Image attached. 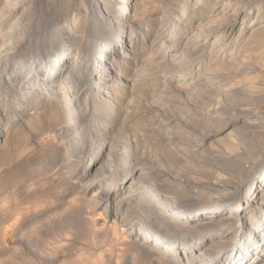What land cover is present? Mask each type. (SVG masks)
<instances>
[{"label":"rangeland","instance_id":"374dc122","mask_svg":"<svg viewBox=\"0 0 264 264\" xmlns=\"http://www.w3.org/2000/svg\"><path fill=\"white\" fill-rule=\"evenodd\" d=\"M46 1L48 0H21L20 2L0 0V8L5 5L4 10L10 16L4 18L2 26L6 23L11 24L14 19L23 15L20 27L12 34V38L16 39L17 43L14 44L10 52L7 51L8 53L5 54L0 48V112L4 113L0 126L1 128H9L6 133L0 134V264H169L171 256L163 253L160 246L156 247L159 256L150 253H146L148 254L146 255L138 248L140 244L155 245L154 242H150L148 237L143 238L142 231L145 226H149L145 224L147 221L144 222V219H135L136 214L140 213L132 206L135 203H130V209L127 204L124 205L126 198L123 195L127 193V187L115 190L108 205L104 201H97V197H99L98 189L99 191L104 190L113 178H118L124 170L132 169L133 166L141 168L148 181L159 183L160 179H168L170 181L167 180V184L171 183L174 188L179 185L178 188H183L181 191L190 188L188 184L193 179H199L207 188V192L204 191L205 189L202 190V192H206H203L202 195L197 192L200 191L199 187H196L198 189H195V187L191 189L192 193L196 195L195 197L200 198L216 196L209 189H214L210 185L217 182L220 185L216 191L221 193L220 196L229 198L230 192L233 193L236 187L247 182L251 176L248 169L241 167L244 166L241 161L235 162L233 158H230L227 148L230 138L224 137L226 131L221 134L219 130L229 120L230 102L228 99L206 89L210 94L206 92L204 87H194L190 91L182 87L178 88L174 86V80L169 79L174 69L169 62L172 57L166 54V49L170 46L168 45L169 40L171 44L168 31L170 32L171 27L177 28L175 26L182 25V17H184L182 14L188 11L194 5V2L193 0H186V2L185 0H144L138 8L137 14L135 13L139 20L135 19L136 23L132 22V25L126 24L117 34L112 31V28L116 26L115 23H113L114 25L112 23L108 24L109 19H107V24L104 26L105 30L102 32L105 36L109 35L110 32L113 34L110 47L117 46L120 39L126 34L128 35L130 26H132L137 36L136 42L132 45L136 51H130L134 62L131 58L128 62L122 61L120 60L121 56L118 59L119 65L117 64L115 67L117 74H125L129 82L132 83L129 85V88L132 86V89H130L131 94L128 96L129 99H125V103H122L127 110L125 128L120 133L113 135L109 133L111 129L106 126L100 127L94 124L93 126L91 123H87L90 132L86 133L85 139L79 143L69 137H62L63 132L70 125L61 121L63 120V114L60 112H63V110L57 104L56 98L50 93H42L38 97L35 94L32 98L31 93L38 88L36 84L41 79V73L34 75L31 72L25 80L29 84L24 85L25 87L19 90V92L23 91V96H21L22 94H13V89L18 86V81L7 79L10 71L16 69L19 63L27 61L28 58H33L40 47L46 45L48 47V44H50L51 46L49 45L45 50V52H48L55 45L63 42L61 40L62 36L55 43L50 42L52 41L53 27H55L54 25L61 15L55 13L52 16L51 11L48 10L50 8L54 10L57 3H53L52 7L49 5V1ZM83 1L81 0V3ZM88 1L93 3L96 0ZM234 1L242 4L245 2L253 9H256L259 5H264V0ZM83 7L84 3L81 5V8ZM45 9L46 11H44ZM110 13L107 15L108 17L111 15ZM130 13L131 16L135 15L132 11ZM161 14L165 17H160ZM220 15L221 13H219V17ZM159 17L162 19H159ZM92 29L95 32V34L92 32L93 36L96 35L95 38H98L96 27L94 30L92 26ZM81 30L75 34L68 58L74 57L76 48L80 45ZM190 31L185 32L184 29L179 28L173 46L176 54L186 53L181 56L182 61L189 62L191 71L198 74L204 69L206 63L200 65V60L197 59L199 54L192 47H189L192 50L183 49L186 40L184 37L194 33V31ZM164 33L167 34V37H164ZM87 34L88 30L85 32L84 38ZM164 38H169L168 44ZM2 39L0 36V42ZM99 40L95 39V47L89 50V54L94 53L99 48H104L105 44H101L102 41ZM139 41H142L141 46ZM162 42L164 47L162 46L160 49ZM115 47L113 51L117 50ZM188 50L191 52H188ZM193 50L196 56L194 54L192 56ZM7 54L8 59L5 58ZM164 54L165 56H163ZM187 56L189 59H183ZM46 58L48 60L50 57L47 56ZM166 63L167 65H165ZM60 76L61 74L55 76V82L61 79ZM191 79L192 77L188 75L182 81L188 84ZM22 86L23 84L20 85V88ZM27 92L30 94H27ZM139 94L141 95L139 96ZM208 94L209 96H206ZM218 97L225 99H221L225 102H221ZM36 99L42 102L41 105L39 104V108L34 109L36 104L29 102L37 101ZM226 109L228 110L226 111ZM19 110L20 113L18 114ZM14 112L17 113L18 120L11 121L10 116L15 114ZM215 112L216 114H214ZM165 120H168L169 123ZM64 124L66 125L64 126ZM202 137L207 138V145L212 143L210 148L207 147L205 153H203L204 149L200 148L198 144ZM216 139L219 140L214 141ZM114 140L115 142H113ZM77 144L81 145H79L81 148L79 152L78 149H75ZM108 150H113L111 151L110 163L111 169L115 172H113V175H115L109 176L99 185H94L99 178L94 173L97 166L91 167L90 164L97 156L104 157ZM125 186H128V184ZM220 196H217V199L221 200L222 197ZM119 202L121 204L118 207ZM105 207L107 208L105 209ZM117 207L119 210L116 211ZM121 210L126 211L127 214L118 216L115 220L116 224L113 221L112 214ZM124 217L125 221L121 222ZM143 222L145 225L142 224ZM238 224L236 223V227L240 225ZM238 230L239 232L236 235L234 234L237 238H233L230 246L242 234L241 226ZM167 236L173 237V235ZM174 238L179 239L181 237L175 236ZM185 239L188 241L190 237H185ZM230 246L225 250L229 251ZM232 248L234 247L232 246ZM197 252L198 249L188 251V255L185 254L181 260L185 261L187 256L190 257L191 254L194 255ZM208 256H211L210 252L202 255L200 259L192 263L206 264ZM219 261L220 259H217L216 262L218 263L214 264H221Z\"/></svg>","mask_w":264,"mask_h":264},{"label":"bare ground","instance_id":"6f19581e","mask_svg":"<svg viewBox=\"0 0 264 264\" xmlns=\"http://www.w3.org/2000/svg\"><path fill=\"white\" fill-rule=\"evenodd\" d=\"M15 1L20 2L21 0ZM48 1L50 3L49 5L52 7L53 3H57L54 10L52 8L48 10L51 11V13H49L52 16L55 13L59 16L61 15L58 20L56 19L57 23H55V27H53L54 29L52 30L51 36L53 42H50L55 43L56 40H60L59 37L61 36L63 42L60 44L58 43L48 52H45V50H47L50 44H48V47L47 45L40 47V50L38 49L39 51H36L37 53L35 52L36 55L34 54L33 58H28L27 61L19 63L16 69L10 71L7 79L18 81V86L13 89V94L21 95L23 93V91L19 92V90L23 89L25 87L24 85L29 84V82L25 80L29 77L31 72H33L34 75L41 73V79H39V83L36 84L38 88L31 93V96L33 98L35 94L36 97H38L42 93H50L57 99V104H59L63 110V112H60L63 114V120L61 121L70 125L69 128L66 126L68 129L63 132L62 137H69L71 140L80 143V141L85 139L86 133L88 134V132H90L87 128V123L100 127L106 126L111 129L109 133L113 135L120 133V131L125 128L124 124L127 114L126 107H124L122 103H125V99L131 94L130 89H132V86L129 88L131 82H129L125 74H120L119 72V74H117L115 67L117 64L119 65L118 59H120L121 56L120 60L122 61L128 62L130 58L133 60L130 51H136L135 47H132V45L136 42L137 36L132 26H130L128 35H123L124 37L120 39L117 46L115 45L116 47H110L112 43L111 36L113 34L110 32L109 35L105 36L102 31L105 30L104 26L107 24V19H109L108 24L115 23L116 25L112 28L114 34L119 33L121 28L126 24L132 25V22H135V19H137L136 14L138 8L140 4H143L144 0H96L93 3L88 0V3L85 2V0L82 3L81 0ZM193 2L194 5L190 8L188 7L189 9L186 7L188 11L182 14L185 17H182V25L175 26L177 28L171 27L170 32L168 31V34L170 33L172 45L170 44V40L168 44V39L170 37L167 39L164 38V40H167V44L170 45L166 49V54L172 57L169 62L173 67L170 66L174 69H171L173 71L169 79L174 80V86L178 88L182 87L190 91V89L194 87H204L205 90L208 89L214 93L216 92L228 99L230 102L229 120L225 122L219 130L221 134L226 131L224 137L230 138V143L227 146L230 158H233L235 162L241 161V164H244V166L241 167L248 169L251 176L247 182L236 187L233 193L230 192L229 198L220 196L221 193L216 191L219 189L218 186L220 185L216 180L217 183L210 185L214 189H209L211 192L215 193L216 196L200 198L195 197L196 195L192 193L193 191L191 189H194V187L198 189L196 187H199L200 191L198 190L197 192L203 195V192L206 191L207 188L199 179H197L198 181L193 179V181L188 184L190 188L181 191L183 188H178L179 185L176 187L178 189L174 188L170 182H168L170 184H167L166 181L168 179L166 180L163 177V179L158 181L159 183H157V181H148L142 169L133 166L132 169L128 168L129 170H124L118 178L115 179L112 177L113 179L109 182L108 186L106 185V189L104 188L103 190L100 188L102 191L98 189L99 197H97V201H104L106 205H108L113 198L115 190L121 187H127V193L123 195L124 198H126L124 200V205L127 204L129 208L130 203H135V205L132 206H134L135 210L140 212L136 214L135 219H144V222L147 221L145 224L149 226L144 227L142 231L143 238L148 237L150 242H154L155 245L140 244L138 248L141 249L142 253L157 255L158 251L156 247L160 246V248L163 249H161L163 253H167L171 256L169 264H193V261L200 259L202 255L209 252L211 256H208L206 259V264L218 263L216 262L217 259H220L219 263L221 264H264V5H259L256 9H253L245 2V4H242L234 0H193ZM83 3L84 7L81 8ZM5 8V5H2L0 8V36L3 38L0 42V48L4 51V54L7 51L10 52L14 44L17 43V40L12 38V34L20 27V23L22 22L21 18L23 16L14 19L11 24L6 23L2 26L4 18L9 16L8 13L5 12ZM93 9L96 11H93ZM44 11H46V9ZM131 11L136 14L131 16ZM109 13L111 15L108 17L107 15ZM219 13H221L220 17ZM162 16L164 15L161 14L160 17ZM160 17L159 19H162ZM92 26L94 30L96 27L97 36L99 35L98 38H95L96 35L93 36L92 32L94 31ZM179 28H181V30L184 29L185 32L189 30L192 32L194 31V33H191L188 37H184L186 40L183 44V49H191L189 47H192L199 54H197L199 56L197 59L200 60V65L206 63L203 67L204 69L198 74L191 71V68H189L191 64H188L189 62L186 63L184 62L185 60L182 61L181 56L186 53L182 54L181 52L180 55L175 53L173 43L178 36L177 32ZM80 29H82L80 45L76 48L74 57L68 58L72 48V42L75 39V34ZM87 30L88 34L84 38ZM164 37H167V34L164 33ZM95 39H100L102 41L101 44H105L104 48H99V50L89 54V50L95 47ZM139 42L141 46L142 41ZM163 42L160 45V49L162 46L164 47ZM114 47L117 48V50L113 51ZM189 51L190 50H188V52ZM195 51L192 53V56L193 54L196 56ZM47 56L50 57L48 60L46 58ZM163 56H165V54ZM188 56L183 59H189ZM5 58L8 59V54ZM169 62L167 63L169 64ZM167 63L165 65H167ZM57 74H61V79L55 82V76ZM188 75L191 76L192 79L188 84H185L182 79ZM22 84L23 86L20 88ZM209 91L206 90V92L210 93ZM29 92H27V94ZM140 95L141 94H139V96ZM21 96H23V94ZM206 96H209V94ZM221 99L225 100L223 98ZM222 100L221 102H225ZM41 102V100H37L29 103L36 104L34 109H37L40 107L39 104ZM227 110L228 109H226V111ZM206 111L208 110L206 109ZM17 113L19 114L20 110ZM17 113L10 116L11 121L18 120ZM214 114H216V112ZM3 116L4 113L0 112V121ZM166 122L169 123L168 120ZM65 125L66 124H64V126ZM8 129V127L1 128L0 126V134L6 133ZM218 140L219 139H216L214 141ZM113 142H115V140ZM198 144L200 148L204 149L203 153H205L207 147L210 148L212 143H208L207 145V138L202 137ZM79 145L77 144L75 148L78 149V152L81 151V145ZM111 151L113 150H108V153H106L104 157L97 156L92 160L91 164L89 163L91 167L97 166L94 173L95 175L97 174L99 178L94 185H99L109 176L115 175H113L114 170L111 169ZM168 166L170 167V165ZM174 173L176 174L177 172ZM216 178L218 179V176ZM127 184L128 186H125ZM174 185L176 186V184ZM202 190L204 191L202 192ZM206 196H208V194H206ZM217 196L222 197V199H217ZM120 204L119 202L117 206L119 207ZM118 207L116 211L119 210ZM106 208L107 207H105V209ZM123 210L118 211L119 213L116 211L114 214L111 213L114 219L113 221L116 224L117 222L115 220L118 216L120 217V215L124 216L127 214L126 211L123 212ZM122 219L121 222L125 221V217ZM190 220L193 221L190 222ZM144 222L142 224H144ZM236 223L240 225L238 224L239 226L236 227ZM240 226L242 234L235 243L232 244L234 247L232 248L230 244L234 237L237 238L234 234L236 235L239 232L238 229ZM167 235H173V237H168ZM175 236L181 238L175 239ZM188 236L190 239L187 241L185 237ZM228 246H230L231 249L226 251L225 248ZM195 249H198L197 254H191L190 257L187 256L185 261L183 259L181 260L185 254L188 255V251Z\"/></svg>","mask_w":264,"mask_h":264}]
</instances>
